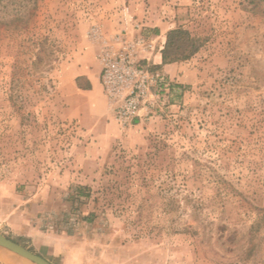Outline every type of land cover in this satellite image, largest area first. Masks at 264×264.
Instances as JSON below:
<instances>
[{"label":"rangeland","instance_id":"obj_1","mask_svg":"<svg viewBox=\"0 0 264 264\" xmlns=\"http://www.w3.org/2000/svg\"><path fill=\"white\" fill-rule=\"evenodd\" d=\"M177 27L202 46L121 128L81 73ZM0 233L53 264H264V0H0Z\"/></svg>","mask_w":264,"mask_h":264},{"label":"built area","instance_id":"obj_2","mask_svg":"<svg viewBox=\"0 0 264 264\" xmlns=\"http://www.w3.org/2000/svg\"><path fill=\"white\" fill-rule=\"evenodd\" d=\"M161 52L155 36L119 32L101 39L99 80L114 119L126 129L154 113L161 89L168 87L155 55Z\"/></svg>","mask_w":264,"mask_h":264},{"label":"trees","instance_id":"obj_3","mask_svg":"<svg viewBox=\"0 0 264 264\" xmlns=\"http://www.w3.org/2000/svg\"><path fill=\"white\" fill-rule=\"evenodd\" d=\"M202 43L200 38L193 36L191 32L182 27L173 28L167 33L166 44L163 48L162 59L164 64L174 63L180 60H185L198 52ZM87 83L85 88H89ZM91 188L86 185H78L71 196L74 202H82V198H89ZM91 214L90 216H92ZM87 217V220H92V217Z\"/></svg>","mask_w":264,"mask_h":264},{"label":"crops","instance_id":"obj_4","mask_svg":"<svg viewBox=\"0 0 264 264\" xmlns=\"http://www.w3.org/2000/svg\"><path fill=\"white\" fill-rule=\"evenodd\" d=\"M155 60L160 63V66H161V69L162 70H165V71H169L171 69H173L174 67V63H170V64H164L163 63V59H162V52L160 53H157L155 55ZM100 64L98 62V60H95V67H94V70H93V73L94 74H91L90 72H86V71H83L81 74L82 75H85L87 76L86 79H87V82L90 84V87L89 88H80L83 92L85 93H91L92 91L94 90H98L100 91L101 90V84H100V80H99V74H100ZM103 113H94L93 115L94 116H97V117H100Z\"/></svg>","mask_w":264,"mask_h":264},{"label":"water","instance_id":"obj_5","mask_svg":"<svg viewBox=\"0 0 264 264\" xmlns=\"http://www.w3.org/2000/svg\"><path fill=\"white\" fill-rule=\"evenodd\" d=\"M0 246L22 256L23 258L29 260L34 264H53L43 256L34 253L33 251L25 248L24 246L20 245L19 243L13 241L12 239L8 238L7 236L0 233Z\"/></svg>","mask_w":264,"mask_h":264}]
</instances>
